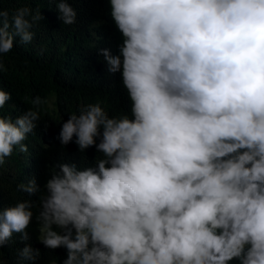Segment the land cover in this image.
<instances>
[{"label":"clouds","instance_id":"1","mask_svg":"<svg viewBox=\"0 0 264 264\" xmlns=\"http://www.w3.org/2000/svg\"><path fill=\"white\" fill-rule=\"evenodd\" d=\"M98 1L121 41L117 55L99 54L120 73L130 114L89 104L62 123L61 144L75 137L91 166L53 171L39 242L65 248L63 264H264V0ZM49 2L64 24L76 22L69 0ZM30 14L10 20L0 8V73L14 38L30 42L44 19ZM10 99L0 87V110ZM39 118L0 113V169L28 151ZM18 189L41 191L35 178ZM35 206L0 207V264L14 233L30 239ZM18 256L35 261L40 250L26 244Z\"/></svg>","mask_w":264,"mask_h":264},{"label":"trees","instance_id":"2","mask_svg":"<svg viewBox=\"0 0 264 264\" xmlns=\"http://www.w3.org/2000/svg\"><path fill=\"white\" fill-rule=\"evenodd\" d=\"M69 3L77 12L72 25L62 22L57 4L49 0H0V8L9 13L10 20L21 8L31 10L26 17L30 21L37 9L44 17L33 23L30 42L24 43L16 36L13 49L2 56L5 70L0 73V87L10 93L11 99L0 113L13 121L29 109L38 110L40 116L37 127L23 141L28 151H14L0 169V207L24 200L36 204L27 229L30 239L24 241L21 234L14 233L2 249L3 264H63L67 258L65 248L50 250L39 242L40 224L36 218L39 200L45 194L44 185L59 164H75L79 169L91 166L87 150H79L75 137L68 145L61 144L58 137L62 123L89 104L99 103L110 117L130 114L120 73H110L99 54L100 49L107 48L117 55L121 44L110 17L106 18V10L98 0H69ZM37 96L47 103L37 108L32 102ZM33 178L40 192L29 196L18 189V185ZM26 244L40 250L35 261L19 259L18 252ZM230 264L237 262L233 260Z\"/></svg>","mask_w":264,"mask_h":264}]
</instances>
